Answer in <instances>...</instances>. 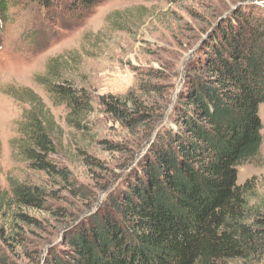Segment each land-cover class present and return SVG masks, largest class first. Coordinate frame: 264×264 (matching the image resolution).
I'll return each instance as SVG.
<instances>
[{
    "label": "rangeland",
    "instance_id": "1",
    "mask_svg": "<svg viewBox=\"0 0 264 264\" xmlns=\"http://www.w3.org/2000/svg\"><path fill=\"white\" fill-rule=\"evenodd\" d=\"M71 7L69 1L47 9L37 0H9L0 31V230L7 242L0 237V264H38L61 243L66 226L97 211L139 170L170 118L190 63L218 25L236 24L238 14L250 10L264 20V0H104L88 10ZM63 81L90 97L85 118L70 116L50 93L52 83ZM25 89L49 110L56 145L50 159L65 166L82 191L32 170L20 153ZM115 98L130 109L138 105L144 120L127 127L112 118L102 101ZM258 116L259 153L237 167L236 183L253 180L248 207L264 217V103ZM11 184L43 188L46 208L15 203ZM219 264H264V253Z\"/></svg>",
    "mask_w": 264,
    "mask_h": 264
},
{
    "label": "trees",
    "instance_id": "2",
    "mask_svg": "<svg viewBox=\"0 0 264 264\" xmlns=\"http://www.w3.org/2000/svg\"><path fill=\"white\" fill-rule=\"evenodd\" d=\"M37 1L47 9L69 1L73 10H88L104 0ZM8 13L9 0H0V31ZM64 82L52 83L50 93L67 105L70 116L85 118L90 97ZM25 90L22 101L29 107L23 137L16 141L20 153L32 170L82 191L70 171L50 159L56 145L49 110ZM261 103L264 20L250 10L238 14L236 24L218 25L190 63L170 118L152 139L139 170L97 211L66 226L61 243L38 264H219L263 254L264 217L252 215L247 202L253 180L236 183L237 167L259 153ZM102 104L127 127L144 120L138 105L130 109L126 100ZM11 192L21 206H47L41 187L11 184ZM19 217L33 221L26 214ZM0 237L7 244L1 230Z\"/></svg>",
    "mask_w": 264,
    "mask_h": 264
}]
</instances>
